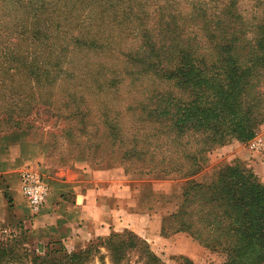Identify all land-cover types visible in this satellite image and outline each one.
Returning a JSON list of instances; mask_svg holds the SVG:
<instances>
[{"label":"rangeland","instance_id":"1","mask_svg":"<svg viewBox=\"0 0 264 264\" xmlns=\"http://www.w3.org/2000/svg\"><path fill=\"white\" fill-rule=\"evenodd\" d=\"M163 28L168 32L162 34ZM32 37L45 38L34 42ZM146 37L186 39L197 46L193 58L213 56V47L219 53L222 47L216 46L222 37L244 38L252 45L255 37H264V0H0V135L26 134L45 148L49 170H70L83 180L121 182L133 176L125 175L123 167L130 172L143 169L119 159V141L132 135L147 141L141 148L154 160H180L182 150L201 147L196 176L184 179L172 173L168 178L179 179L183 186L216 182L225 170L249 172L264 185V69L240 105L242 110L253 104L260 123H246L234 134L227 123L221 142L202 148L190 135L174 140L167 124L155 132L156 125L140 122L138 109L147 91L170 86L152 67L137 73L136 56L142 54ZM91 42L102 48L91 49ZM248 50L247 45L240 57L247 59ZM9 56L31 59L48 74L41 83L28 80L21 67L12 71L15 64ZM48 78L53 81L46 82ZM80 157L85 161L77 163ZM124 232L115 233L121 238L94 241L84 250L58 243L50 253L29 246L24 232L11 224L0 229V264H182L179 257L191 264L224 263L223 255L215 256L197 243L184 256L171 253L162 242L144 243ZM171 232L163 238L168 243L189 239ZM149 253L157 263L147 259Z\"/></svg>","mask_w":264,"mask_h":264},{"label":"trees","instance_id":"2","mask_svg":"<svg viewBox=\"0 0 264 264\" xmlns=\"http://www.w3.org/2000/svg\"><path fill=\"white\" fill-rule=\"evenodd\" d=\"M165 32H168L167 28L162 29V34ZM32 38L35 42L45 37ZM226 39L222 37L218 42L216 47H222L219 53L213 47V56L193 58V47L197 46L192 47L186 39L158 37L152 41L146 37L142 54L136 56L139 60L135 62L139 66L137 73L145 74L146 69L152 67L159 80L170 86L147 91V99L138 109L140 122L156 125L155 132L162 128V124H167L168 133L174 140L190 135L202 148L221 142L227 123L234 128L233 134L243 129L246 123H260L261 114L256 113L253 104L243 105L244 110L240 105L243 95L249 98V89L254 87L260 70L264 69V37H255L252 45L244 38ZM247 45L249 50L247 59H244L240 57V51ZM100 46L89 43L91 49L100 50L102 47L97 48ZM222 52L223 56H219ZM9 58L15 64L12 71L21 67L28 80L41 83L40 79L48 74L30 62L31 59ZM243 60L248 63L243 64ZM45 81L51 83L53 79ZM146 142L141 141L140 136L132 135L129 140L119 141L117 149L120 150L121 164L132 161L143 168L130 172L123 167L125 175L168 179L170 174L178 173L188 179L201 171L199 156L204 151L201 147L194 151L182 150L180 160H154L153 155L146 157L147 150L141 148ZM182 160L185 165H181ZM215 180L207 184L209 186L193 182L182 184L180 203L175 212L163 220L160 236L166 238L169 230L171 235L184 234L215 256L223 255V264H264V185L249 172L236 170H225ZM124 234L137 238L126 231ZM119 237L122 236L113 233L107 239L96 241L106 242ZM58 243L51 242L41 250L55 253ZM147 259L157 263L151 253ZM176 260L191 264L183 257ZM40 264L60 263L43 260Z\"/></svg>","mask_w":264,"mask_h":264},{"label":"crops","instance_id":"3","mask_svg":"<svg viewBox=\"0 0 264 264\" xmlns=\"http://www.w3.org/2000/svg\"><path fill=\"white\" fill-rule=\"evenodd\" d=\"M44 155L45 148L26 134L0 135V229L14 224L33 248L59 242L70 250H84L96 240L123 231L148 244L162 242L173 254L189 256V248L197 245L191 239L168 243L160 236L163 220L180 203L179 179L127 176L121 182L83 180L70 170H49ZM79 156H84V151ZM81 157L77 163L85 161ZM26 168L42 172L49 187L46 203L36 215L20 192L19 175Z\"/></svg>","mask_w":264,"mask_h":264},{"label":"built area","instance_id":"4","mask_svg":"<svg viewBox=\"0 0 264 264\" xmlns=\"http://www.w3.org/2000/svg\"><path fill=\"white\" fill-rule=\"evenodd\" d=\"M258 144L252 148L257 149ZM20 192L32 214H38L44 207L49 195V187L41 174L34 169L26 168L19 175Z\"/></svg>","mask_w":264,"mask_h":264}]
</instances>
